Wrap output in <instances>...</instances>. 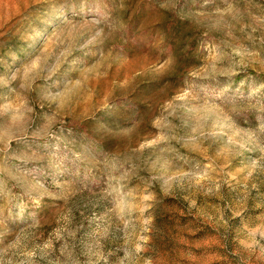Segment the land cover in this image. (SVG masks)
<instances>
[{"label":"rangeland","instance_id":"rangeland-1","mask_svg":"<svg viewBox=\"0 0 264 264\" xmlns=\"http://www.w3.org/2000/svg\"><path fill=\"white\" fill-rule=\"evenodd\" d=\"M0 264H264V0H0Z\"/></svg>","mask_w":264,"mask_h":264}]
</instances>
